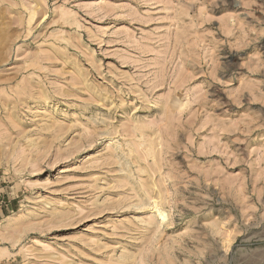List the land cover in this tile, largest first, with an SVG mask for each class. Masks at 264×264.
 <instances>
[{
  "label": "rangeland",
  "instance_id": "rangeland-1",
  "mask_svg": "<svg viewBox=\"0 0 264 264\" xmlns=\"http://www.w3.org/2000/svg\"><path fill=\"white\" fill-rule=\"evenodd\" d=\"M0 203V264H264V0H0Z\"/></svg>",
  "mask_w": 264,
  "mask_h": 264
},
{
  "label": "crops",
  "instance_id": "crops-1",
  "mask_svg": "<svg viewBox=\"0 0 264 264\" xmlns=\"http://www.w3.org/2000/svg\"><path fill=\"white\" fill-rule=\"evenodd\" d=\"M7 209L5 208H3L2 206H1V203H0V224L2 223V221H4V219L6 218V216H5V212L4 211H6ZM0 234H2L1 232H0ZM1 240H2V237H0V248H3L2 250H6V248L4 247V246H1V245H3V243L1 242ZM2 252V251H1ZM6 253H7V250L5 251ZM5 252H4V254H5ZM3 253V252H2ZM2 253H0V255L1 256H4V257H2L1 258V260H6L7 258L5 257V255H2Z\"/></svg>",
  "mask_w": 264,
  "mask_h": 264
},
{
  "label": "bare ground",
  "instance_id": "bare-ground-1",
  "mask_svg": "<svg viewBox=\"0 0 264 264\" xmlns=\"http://www.w3.org/2000/svg\"><path fill=\"white\" fill-rule=\"evenodd\" d=\"M160 213H161V212H160ZM164 218H165V214H164ZM162 220H163V219H162ZM2 235L4 236V234H2ZM2 249H3V248H0V253H2V252H3V253H2V255H5V254H6V252H5V251L7 250V248H6V250H2ZM1 251H2V252H1ZM4 252H5V254H4ZM6 255H7V254H6Z\"/></svg>",
  "mask_w": 264,
  "mask_h": 264
}]
</instances>
